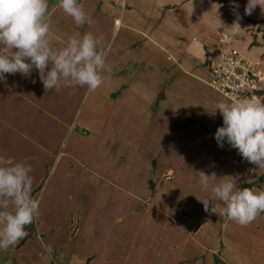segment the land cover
<instances>
[{
    "label": "crops",
    "instance_id": "0c3cea01",
    "mask_svg": "<svg viewBox=\"0 0 264 264\" xmlns=\"http://www.w3.org/2000/svg\"><path fill=\"white\" fill-rule=\"evenodd\" d=\"M54 1L48 18L60 10V0ZM97 1L103 14L105 5L113 9L114 1L111 6L110 0ZM247 2L235 0L240 29L232 27L236 16L231 0H129L122 10L123 23L135 41L117 55L116 70L124 80L107 81L115 90H124L110 107L111 113L121 111L112 114L114 121L106 111L88 124L74 121L50 167L53 171L83 144L90 164H76L81 170L73 177L90 171L96 184L113 188L111 199L123 203L110 215L102 214L105 226L114 219L115 226L91 228L89 234H95L91 241L87 227L80 228L78 243L95 255L90 264H264V213L241 226L220 209L206 211L203 203L224 177L233 178L241 189L258 183L252 189L264 190V170L243 160L227 143L218 147L214 138L222 126V116L218 111L213 114L221 100L210 85L209 59L222 45H229L264 75V0L251 15H245ZM77 3L91 6L90 0ZM61 27L55 22L50 31L56 48L66 46V35H72ZM5 75L0 82L1 107L13 105L26 113L31 98L42 100L56 91L44 88L36 70L27 78ZM98 98L91 105L87 98L89 108L84 110L90 111ZM20 120L26 124L16 129H29L31 120L26 115ZM201 171L215 175L206 192L199 185ZM167 175L171 178L165 180Z\"/></svg>",
    "mask_w": 264,
    "mask_h": 264
},
{
    "label": "rangeland",
    "instance_id": "374dc122",
    "mask_svg": "<svg viewBox=\"0 0 264 264\" xmlns=\"http://www.w3.org/2000/svg\"><path fill=\"white\" fill-rule=\"evenodd\" d=\"M111 1H114L113 9L110 11L105 5L106 14L100 10V3L97 0H90L91 6L83 7L93 20L91 25H75L70 16L62 15L64 13L62 9L57 13L54 10V15L48 18L51 27L56 22L62 29L63 24L67 33L78 32L83 35L91 32L102 37L101 48L106 53L107 59L103 83L99 88L90 92L86 86H77L73 89L62 87L58 91L47 94L42 100L35 101L31 98L30 109L26 113L13 105L0 106V166L21 161L30 165L34 181L32 195L40 201L39 215L32 224L28 225H32V228H26L27 235L17 244L6 251H0V264H90V260L94 259L95 255H91L87 246L78 243L80 228L87 227L85 234L88 235L87 241H91L90 237L95 236L94 233L89 234L91 228L104 229L115 226V219L105 226V217L102 215L103 213L110 215V212H115L123 204L120 200L115 201L108 195L113 188L106 183L96 184L91 179L88 169L89 172L83 171L80 178L73 177V172L78 173L81 170L76 167V164L84 163L88 166L90 164L89 153L86 152L83 144L77 149L75 155L65 157L56 166L57 169L55 167L53 171L50 170L60 151L59 148L64 143V138H68L67 128L74 121L78 125L88 124L94 120L93 117L100 120L99 114L105 111L111 114L114 121L117 117L112 114L116 115L121 111L111 113L110 107L121 97L120 94L124 90L122 87L115 90V87L107 81L113 82L119 79L122 82L124 80L122 76L124 74L116 70V65L120 63L117 55L122 52L121 49L128 51L129 42H134L135 38L132 32L127 30V24L123 23L120 1L110 0L108 6H111ZM55 4L54 0L48 2L47 15L51 13L50 9ZM102 7L104 6L102 5L101 9ZM136 11L137 14L140 13ZM117 18L120 19V24L114 23ZM49 36L53 41L54 35L50 33ZM66 36L67 40L69 36ZM121 64L126 67V62ZM214 95L220 100H227L217 91ZM96 96L99 97L98 102L93 104L94 107H90V111H85L84 109L88 107L85 104L86 99L89 98V105H91ZM7 104H10V101ZM33 105L36 107L31 110ZM24 108L28 109V107ZM20 115H26L31 120L29 129L24 126L23 131L16 129L26 124L20 120ZM13 118L17 121L14 122ZM79 118L82 120L78 123ZM94 135L95 139L100 137L97 133ZM70 147L76 146L71 144ZM70 164L73 166L70 167ZM241 164L244 165L243 160ZM69 167L72 168L71 172L68 170ZM170 175L165 176V180L171 178ZM172 182L173 180L170 183ZM163 188L164 186H161V189ZM114 206L116 208H113ZM79 214L84 215V218L80 220ZM98 241H101L100 237Z\"/></svg>",
    "mask_w": 264,
    "mask_h": 264
},
{
    "label": "clouds",
    "instance_id": "9594fccd",
    "mask_svg": "<svg viewBox=\"0 0 264 264\" xmlns=\"http://www.w3.org/2000/svg\"><path fill=\"white\" fill-rule=\"evenodd\" d=\"M119 1L122 10H126L129 0ZM260 2L248 0L245 15H251ZM231 7L236 16L232 27L240 29L239 5L231 0ZM59 8L77 26L93 23L77 0H60ZM47 13L48 0H0V82L6 80L5 74L19 73L27 78L36 70L47 91L86 86L94 92L102 85L106 68L102 37L77 32L68 37L66 46L56 48L49 36L51 25ZM114 23L120 24V19ZM214 57L209 59L210 69ZM217 111L222 116V126L214 134L218 147L223 148L227 143L243 160L259 171L264 170V99L242 96L221 100L213 114ZM31 172V166L22 161L0 166V251L23 239L27 235L26 226L39 215L40 201L32 195ZM198 174L201 190L208 191L215 175L203 171ZM220 180L212 187V198L203 201L206 211L217 213L220 209L221 214L241 226L264 213V190L238 188L231 177Z\"/></svg>",
    "mask_w": 264,
    "mask_h": 264
},
{
    "label": "built area",
    "instance_id": "2783aa9c",
    "mask_svg": "<svg viewBox=\"0 0 264 264\" xmlns=\"http://www.w3.org/2000/svg\"><path fill=\"white\" fill-rule=\"evenodd\" d=\"M210 85L228 101L242 96L264 99V75L229 45L213 58Z\"/></svg>",
    "mask_w": 264,
    "mask_h": 264
},
{
    "label": "trees",
    "instance_id": "16d2710c",
    "mask_svg": "<svg viewBox=\"0 0 264 264\" xmlns=\"http://www.w3.org/2000/svg\"><path fill=\"white\" fill-rule=\"evenodd\" d=\"M60 152H62V148H60L59 153H60ZM57 157H58V154H57ZM57 157H56V158H57ZM56 158H55V159H56ZM256 185H258V183H251V184H249V185L244 186V188H251V189H252V188L255 187ZM26 228L31 229V228H32V225H31V226H26Z\"/></svg>",
    "mask_w": 264,
    "mask_h": 264
}]
</instances>
